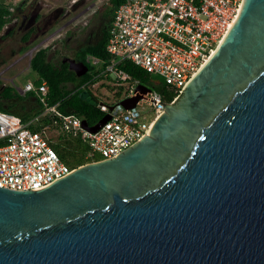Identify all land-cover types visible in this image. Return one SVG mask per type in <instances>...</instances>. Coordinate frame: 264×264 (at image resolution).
Returning <instances> with one entry per match:
<instances>
[{"label":"water","instance_id":"obj_1","mask_svg":"<svg viewBox=\"0 0 264 264\" xmlns=\"http://www.w3.org/2000/svg\"><path fill=\"white\" fill-rule=\"evenodd\" d=\"M241 4L148 134L41 189L0 187V264H264V0Z\"/></svg>","mask_w":264,"mask_h":264},{"label":"built area","instance_id":"obj_2","mask_svg":"<svg viewBox=\"0 0 264 264\" xmlns=\"http://www.w3.org/2000/svg\"><path fill=\"white\" fill-rule=\"evenodd\" d=\"M110 2L67 0L69 8L76 7L77 15L106 8ZM241 3L242 0H121L108 30L106 49L111 59L104 67L101 59L93 60L95 66L102 67L92 75L94 86L98 85L96 78L110 76L113 85L123 88L118 100L101 98L95 102L109 118L90 131L82 125L79 113H64L58 103L48 104L45 80L39 84L27 80L15 86L20 95L33 92L38 96L42 109L26 120L0 110V187L41 189L70 174L76 167L66 163L54 147L63 135L85 142L86 156L105 159L117 156L148 134L166 104L151 84L164 81L176 93L171 102L175 101L215 50ZM88 19L89 16L83 23ZM123 60L143 71L150 83L141 82L121 68ZM140 84L148 89L143 92ZM84 86L85 83L81 85ZM138 94L141 97L134 106L120 103ZM38 124L40 127L33 128Z\"/></svg>","mask_w":264,"mask_h":264},{"label":"trees","instance_id":"obj_3","mask_svg":"<svg viewBox=\"0 0 264 264\" xmlns=\"http://www.w3.org/2000/svg\"><path fill=\"white\" fill-rule=\"evenodd\" d=\"M121 0H111L108 5L107 13L109 15L108 26L102 27L100 37L91 44H87L76 52V58L83 61L88 66V70L81 76H77L75 72L68 67L67 62L60 60L58 63L52 62L47 57V47H39L30 58L29 67L37 73L34 82L39 84L45 80L48 86L47 100L48 104L58 103V109L64 113H79L83 115L90 125L95 124L102 116L95 102L100 101L99 95L105 97L106 100L112 98L118 100L123 95L122 86H116L111 83L110 76H100L96 78L97 86H94L95 80L92 75L99 72L111 59V54L106 49L108 39V30L112 20V15L116 5ZM19 2V1H18ZM24 0H20L17 4L7 3L0 0V29L7 23L11 22L19 13L25 12L23 9ZM12 28L8 34H12ZM35 29L28 28L23 32L20 39L25 43L34 32ZM26 49V46L21 45L18 52L21 53ZM94 58L101 59L103 62L100 67L93 64ZM119 66L131 74L132 77L138 78L141 82L150 83L149 77L138 67L129 61H121ZM85 83L84 87H81ZM71 84L72 86H70ZM158 90L165 100L169 103L176 96V93L162 80L158 83L151 84ZM105 89L107 93L104 95L101 90ZM87 90L91 96V100H86L80 97V92ZM27 96L28 100H24ZM104 99V98H103ZM42 109V104L33 92H28L20 95L10 85H0V110L19 115L23 120L38 114ZM40 127V125L33 126ZM54 147L59 155L71 167H77L87 162L100 160L101 156L95 155L88 157V146L80 138L71 137L68 135L61 136L55 143Z\"/></svg>","mask_w":264,"mask_h":264},{"label":"rangeland","instance_id":"obj_4","mask_svg":"<svg viewBox=\"0 0 264 264\" xmlns=\"http://www.w3.org/2000/svg\"><path fill=\"white\" fill-rule=\"evenodd\" d=\"M7 3H19L17 0H2ZM67 0H24L23 9L30 15L36 13L39 18L32 22L31 25L25 26L20 31L13 30L12 34H7L8 28L14 25H5L0 29V35L6 33L0 38V85H10L13 89L15 86L22 85L26 79H34L37 73L28 65L30 55L39 47H47V57L54 63H58L64 57L76 58V52L87 44L94 43L101 34V12L103 9H93L88 12L77 15L78 12H72L70 15L64 13ZM62 8L58 13L57 8ZM99 10V11H97ZM96 11V12H95ZM95 12V14H94ZM91 22L88 28H83V19L91 16ZM52 15V16H51ZM51 16L52 20L45 25V20ZM76 17V18H75ZM101 18V19H100ZM35 25V31L31 35V40L23 43L20 39L23 32L29 26ZM21 45L26 49L19 53L18 49ZM9 79H14L10 81ZM72 86L71 84H69ZM102 94H106L105 89L101 90ZM181 96V95H180ZM179 96V97H180ZM100 98H104L101 94ZM178 97V98H179ZM178 98L173 101L177 102ZM30 99L29 96L24 100ZM107 99V98H106ZM112 101V98L108 99ZM169 102V103H173Z\"/></svg>","mask_w":264,"mask_h":264},{"label":"flooded vegetation","instance_id":"obj_5","mask_svg":"<svg viewBox=\"0 0 264 264\" xmlns=\"http://www.w3.org/2000/svg\"><path fill=\"white\" fill-rule=\"evenodd\" d=\"M66 2H67V1H66ZM75 11H77L75 6H74V7L72 6L71 8H69V7H68V4L66 3V8H65V10H64V13H65V14L70 15L72 12H75ZM97 11H99V10H97ZM77 12H78V11H77ZM58 13H59V12H58ZM23 14H27L28 16H30V14H28L27 12L19 13V14L17 15V17H15L11 22H9V23L6 24V25H11V24L14 25L13 27L8 28V30H7V32H6L7 34L9 33V31H10L12 28H14L15 31H20V29H22L23 27L30 25V24H29V21H28V18H27L26 21H25V23L20 27V24H21V21H22V15H23ZM94 14H95V13H94ZM94 14L92 13V15L89 16V19L87 20L86 24H83V26L81 27V29H83V28H88V25H89V23L91 22V19H92V17L94 16ZM51 16H52V15H51ZM51 16H49V17L44 21V22H45V25H48L49 22L53 20V19L51 18ZM100 17L102 18V19L100 18V19H101V23L103 24L102 27H106V26H108V24H109V22H108L109 15H108V13H107V10L101 12ZM38 18H39V16L36 17V20H37ZM75 18H76V17H75ZM29 28H33V29H35V25L29 26ZM26 30H27V29H26ZM34 31H35V30H34ZM6 33H2V34L0 35V38L2 39V36H3L4 34H6Z\"/></svg>","mask_w":264,"mask_h":264},{"label":"crops","instance_id":"obj_6","mask_svg":"<svg viewBox=\"0 0 264 264\" xmlns=\"http://www.w3.org/2000/svg\"><path fill=\"white\" fill-rule=\"evenodd\" d=\"M29 63H30V62H29ZM28 65H29V64H28ZM34 79H35V78H34ZM34 79H32V80L34 81ZM27 80H30V79H26L25 81H27ZM25 81H24V82H25Z\"/></svg>","mask_w":264,"mask_h":264},{"label":"bare ground","instance_id":"obj_7","mask_svg":"<svg viewBox=\"0 0 264 264\" xmlns=\"http://www.w3.org/2000/svg\"><path fill=\"white\" fill-rule=\"evenodd\" d=\"M241 5H242V4H241ZM241 5H240V7H241ZM239 9H240V8H239ZM214 51H215V50H214ZM214 51H213V52H214ZM213 52H212V54H213ZM212 54H211V56H212Z\"/></svg>","mask_w":264,"mask_h":264}]
</instances>
